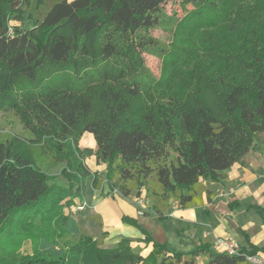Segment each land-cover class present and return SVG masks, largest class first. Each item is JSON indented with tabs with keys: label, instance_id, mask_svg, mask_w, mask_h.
Listing matches in <instances>:
<instances>
[{
	"label": "trees",
	"instance_id": "16d2710c",
	"mask_svg": "<svg viewBox=\"0 0 264 264\" xmlns=\"http://www.w3.org/2000/svg\"><path fill=\"white\" fill-rule=\"evenodd\" d=\"M42 1L41 18L29 13L33 25L21 27L9 18L22 17L30 0H0V103L16 81L35 85L17 97L21 104H8L38 142L45 138L55 150L50 156L65 162L67 184L48 185L32 155L0 141V243H33L32 253L1 249L0 264H195L199 256L207 264H247L246 254H264V244L251 243L238 255L219 253L207 240L177 252L148 236L151 251L141 255L130 238L111 247L81 232L69 238L63 212L88 181L100 185L78 152L83 132L93 135L96 161L106 164L107 185L120 196H139L153 177L147 199L159 217L171 199L181 208L202 205L198 187L226 180L225 170L264 133V0H183L194 9L176 33L193 47L167 55L169 66L153 86L142 53L154 43L146 33L169 0ZM140 96L148 102L138 122L127 111ZM95 97L100 107L93 111ZM205 192L211 202L214 193ZM252 207L264 224V206ZM122 221L143 230L132 217Z\"/></svg>",
	"mask_w": 264,
	"mask_h": 264
},
{
	"label": "rangeland",
	"instance_id": "374dc122",
	"mask_svg": "<svg viewBox=\"0 0 264 264\" xmlns=\"http://www.w3.org/2000/svg\"><path fill=\"white\" fill-rule=\"evenodd\" d=\"M35 4V5H33ZM43 5V6H39ZM47 8V3H44L42 0H30V2L24 6L22 5V10L25 11L23 13V16H11L9 18V23L11 24H17L21 27H31L33 24L31 23V20H25L27 15L31 13L35 18H41V15L43 14L44 10ZM192 9H194V6L186 1L183 0H169L165 2L162 5V12L160 15L159 23L149 29L147 31V35H149L154 43L147 47L146 50L142 53V61L143 66L147 70L149 74V81L152 85L157 84L162 79V76L166 72V67L168 68L169 64L168 62H165L167 59V55H171L172 52H174L175 49L182 51L183 53L189 49L192 48L193 42H186L184 40H181L178 33H176L177 30V22L180 21L185 15H187ZM21 11H17V14H22ZM15 13V11L13 12ZM21 22L22 24H20ZM44 78L45 74L42 75ZM59 78L62 80V74H60ZM142 82L146 85V80L142 78ZM40 84V82H38ZM202 86V85H201ZM35 85L33 83H30L26 80H19L15 82V85L12 87L11 92L8 93L6 101H10L11 99H18L17 97L24 96V93L30 90H33ZM19 91V92H18ZM144 96H146L144 94ZM146 99V98H145ZM99 99L95 97L94 99V105H93V111L94 109H98L100 106ZM4 103L3 101L0 103V141L3 140H10L14 146L23 151L25 154L32 155L34 162L36 166L42 171V173L47 178V184H57L61 186H66L67 184V178L62 173V170L65 167V162L56 160L53 158L52 153L55 152V150L50 152L51 147L49 146V143L45 141L43 138L42 141L36 140V137H34V134L30 132V130L25 126L21 116L17 112L15 108H13L12 105ZM146 102L143 100V97H135L130 100V108L127 111V116L130 117L133 120H136L138 122L142 121V114L145 111V105ZM156 103H158L156 101ZM21 104V100H20ZM264 133H257L253 137V142H259L262 144V150L264 151V135H261ZM78 152L83 157L84 165L87 167V169L91 172V174H96L97 177L100 179V183L103 181L104 184L110 189V187L107 185L106 182V164L105 163H97L95 155H94V149H95V140L92 134L89 132H83L80 134V137L77 142ZM67 172V171H66ZM227 177V175H226ZM153 177H148L144 179V186L140 188V194L136 197V195H131L132 197H128L131 201H133V204L136 208V213L141 212L142 215L145 211H149L150 213H153L151 211L150 205L153 201L152 198H148V191L151 188H154V182ZM226 182V180L224 181ZM221 184L222 182L217 181H205L203 182L198 189L201 190V195L203 196L206 192L205 190L212 191L214 193V196L216 195V191L214 189V184ZM106 190V189H105ZM110 194L106 196L105 194H102V196L106 199H108L107 202H104L99 205L98 210L104 212L106 215V218L108 221H112L114 218L117 217L118 214H125V215H134L133 210V204L130 203L125 198H122L118 191L116 189H110ZM93 191L91 189V186L89 184V181L86 185V188L84 190V194L82 197H76L74 200V203L69 206V208H63V212L69 213L71 210H74V207H76L79 204H83V201H89L92 200ZM213 196V197H214ZM105 199V200H106ZM140 200V201H139ZM172 202H170L171 206L175 205L174 200L171 199ZM244 202V201H243ZM218 205V204H217ZM218 209H221L222 206H217ZM225 211V215H227L230 218V221L235 218L236 220L241 219V215L244 214L246 216H259L258 211L253 208L252 206H245V205H235L233 203H226L223 207ZM239 211H235V210ZM252 210L251 212L246 213L245 210ZM78 211V210H75ZM90 209L88 207H85V212H89ZM233 211V212H232ZM84 212V213H85ZM197 212H199V216L201 217L199 220V225L197 226V229L199 231L204 230L206 227H204V208H198ZM220 213V212H218ZM231 213V215L229 214ZM221 214V213H220ZM210 226L213 224L216 225V221L214 220V217L210 215ZM96 220V219H95ZM38 222V220H36ZM201 221V222H200ZM207 221V220H206ZM36 222V223H37ZM198 222V221H197ZM70 224V223H69ZM233 225V224H232ZM95 222L91 221L89 223L90 229L94 232ZM152 231L155 232V228L152 225L150 227ZM37 231V230H34ZM85 233L88 235H91L95 237L93 234H90L88 231H79L76 234H72L68 232V237L75 239L77 236H79V233ZM236 232L238 234H241L240 229L238 227L236 228ZM242 235V234H241ZM102 238V237H98ZM242 238L244 239L243 235ZM6 241L3 242V244L0 243V251L3 249L4 251L11 252L13 254L20 253H32L33 249V243L31 241H24L21 246L18 247V245H10L8 243L4 244ZM178 242V243H177ZM170 248H174L175 251H189L195 247L194 243L188 241L184 238H179V240L172 241L170 239L168 241ZM51 245V244H50ZM108 245V244H107ZM18 247V248H17ZM52 247V246H51ZM137 248V247H136ZM200 262L202 264H206L204 259H201Z\"/></svg>",
	"mask_w": 264,
	"mask_h": 264
},
{
	"label": "crops",
	"instance_id": "0c3cea01",
	"mask_svg": "<svg viewBox=\"0 0 264 264\" xmlns=\"http://www.w3.org/2000/svg\"><path fill=\"white\" fill-rule=\"evenodd\" d=\"M225 173L227 175L226 182L214 184L216 195L211 202H207L204 194L202 196V205L189 208L173 205L168 211H161L163 216L159 217L154 212L147 215H138L133 201L128 199V197L132 196H121L133 204L135 213L133 216L123 213L118 214L112 221H108L106 214L98 210L100 204L108 201L102 194L111 195L108 187L102 181L99 187H91L93 191L92 200L91 202L83 201V210H71L69 212L67 231L72 234H76L79 231H88L95 238L102 237L101 244L103 247L114 246L123 237L130 238L135 240V242L131 243V246L137 247L141 255H146L151 251L152 245L151 242H147L148 236L159 243L165 244L169 250H174V248H170L168 241L172 239L175 242L179 238L187 239L196 246L204 240L212 243L217 237H230L240 248L246 247L249 243L260 247L264 244V224L260 216L250 217L242 214L241 219L236 220L234 218L232 223V220L230 221V218L225 215L223 207L229 202H237L240 206H264V151L262 150V144L254 141L249 151L241 159V162L233 164L225 170ZM216 205L218 207L222 206V208L218 209ZM85 207H88L90 211L86 213ZM198 208H204V212H206L204 213V227L206 228L202 231L197 229L201 218L199 212H197ZM245 211L247 213L248 210L246 209ZM251 211L249 210L248 212ZM229 214L231 215V213ZM210 215L214 217L216 225H209L211 222ZM124 216L136 219L137 224L143 230L123 222L122 217ZM91 221L95 222L94 232H92L93 230H88L90 229L88 226ZM152 225L155 228V232L150 229ZM237 227L240 229L244 239L241 234L236 232ZM43 246L48 248L50 244L41 241L40 247ZM53 249L57 250L54 247ZM262 255L264 257V254ZM201 259H204L207 264V256H199L195 264H202L200 262Z\"/></svg>",
	"mask_w": 264,
	"mask_h": 264
},
{
	"label": "built area",
	"instance_id": "2783aa9c",
	"mask_svg": "<svg viewBox=\"0 0 264 264\" xmlns=\"http://www.w3.org/2000/svg\"><path fill=\"white\" fill-rule=\"evenodd\" d=\"M140 201V200H139ZM84 204H79L74 207V210H83ZM141 214V212H138ZM211 248L219 253L228 255H238L240 253V246L230 237H217L211 243ZM247 264H264V257L260 252L248 253L245 255Z\"/></svg>",
	"mask_w": 264,
	"mask_h": 264
}]
</instances>
